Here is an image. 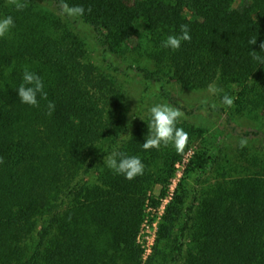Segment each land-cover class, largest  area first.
<instances>
[{"label": "trees", "instance_id": "16d2710c", "mask_svg": "<svg viewBox=\"0 0 264 264\" xmlns=\"http://www.w3.org/2000/svg\"><path fill=\"white\" fill-rule=\"evenodd\" d=\"M46 1L66 22V29L49 32L48 23L41 21L37 33L16 19L0 38V264H94V252L101 254V264H115L120 256L114 253L121 252L118 239H126L132 229L120 211L109 221L98 217L111 186H120L123 178L93 161L85 173L100 169L107 188L87 187L78 193L75 182L86 159L95 158L101 149L104 154L117 140L112 101L119 94L115 83L88 61L86 47L73 30L79 25L90 30L101 63L111 72L134 71L144 81L160 84L162 95L180 106L164 91L157 73L133 65L120 68L117 61L123 56L122 43L137 36L139 26L166 40L187 24L191 40L178 50L163 47L160 55L178 82L206 88L219 79L252 81V89L264 99V65L250 54L257 51L264 58L259 48L264 41V0ZM76 6L84 8L83 15L70 11ZM10 9L0 0V18H14ZM254 37L257 44L249 45ZM25 67L44 82L47 99L38 96V107L21 103L17 95ZM49 101L55 104L51 115ZM204 167L199 157L190 165ZM183 203L178 191L160 225L158 243L172 237L184 216ZM207 225L216 234L208 238L214 243L196 234L198 252L189 254L184 264H264V206L229 201ZM190 229L195 225L183 231ZM97 234L105 235L102 242H95Z\"/></svg>", "mask_w": 264, "mask_h": 264}, {"label": "rangeland", "instance_id": "374dc122", "mask_svg": "<svg viewBox=\"0 0 264 264\" xmlns=\"http://www.w3.org/2000/svg\"><path fill=\"white\" fill-rule=\"evenodd\" d=\"M2 1L11 8L13 20L22 22L28 30L34 27L38 33L41 21L48 23L49 32L60 33L66 29V22L46 0H23L26 7L19 11L7 0ZM124 1L131 3L134 0ZM262 6L261 11H264ZM79 26L73 31L86 47L88 61L115 83L119 94V98L112 101L116 111L117 140L105 148L104 154L125 150L129 156H138L145 165L142 175L133 180L121 175V185L111 186L110 198L98 217L109 221L120 211L122 220L132 229L126 239H118V244L122 242L121 252L111 251L120 256L115 264H184L189 254L198 252L194 243L196 234L202 235V241L214 243L208 238L216 234L207 229V224L219 216L229 201L264 206V99L259 91L252 89V81L237 84L216 80L211 85L222 91L215 94L209 86L185 87L174 78L170 64L160 57L164 37L146 31L141 25L137 36L122 43L123 56L117 63L120 68L133 65L157 73L164 80V91H169L180 104L173 105L162 95L160 84L144 81L134 71L127 74L111 72L101 63L90 30ZM224 94L234 97L232 107L222 104ZM161 103L177 107L184 114L177 124L189 135L183 153H177L172 145L162 146L159 150L143 148L148 135L149 109ZM216 108L220 110L215 111ZM247 132L251 134L246 135ZM104 154L103 149L98 150L95 158L91 156L84 161L75 182L78 193L87 187L107 188L99 172L100 169L108 170L106 165L85 173L89 162L95 161L94 166L104 164ZM198 157L205 161L204 169H191L192 161ZM178 191L184 199V216L176 224L172 237L158 243L160 225ZM83 194L81 200H84ZM191 225H195V229L184 233L183 228ZM95 226L99 227V222ZM201 226L204 227L200 229ZM104 238L105 235L97 234L95 242H102ZM261 238L264 244V232ZM96 252L100 253V250L96 248ZM100 255L94 252V264L102 263Z\"/></svg>", "mask_w": 264, "mask_h": 264}, {"label": "clouds", "instance_id": "9594fccd", "mask_svg": "<svg viewBox=\"0 0 264 264\" xmlns=\"http://www.w3.org/2000/svg\"><path fill=\"white\" fill-rule=\"evenodd\" d=\"M7 3L13 5L18 11L26 7V3L23 0H7ZM70 11L83 15L84 8L82 6H76L70 9ZM14 26V20L11 16L0 18V38L5 37ZM189 32L188 25L181 24L179 34L169 35L166 40L162 41V47L178 50L182 42L191 40ZM248 43L249 45H256L257 38L250 39ZM259 48L261 51H264V41L260 42ZM250 54L254 60L264 65V58L258 56L257 51H251ZM209 90L214 94L222 91L214 85H210ZM17 95L21 103L33 107L39 106L38 96L42 99H47L43 80L38 74L29 71L27 67L24 69L23 83L18 87ZM221 102L228 107H232L234 97L224 94ZM47 107L48 115H51L55 110L54 102L49 101ZM149 112L150 121L147 124L148 135L143 143V148L145 150H159L162 146L167 147L172 145L177 153H183L189 140L188 133L183 128L177 127L178 121L184 115L183 112L177 107L163 103L152 106ZM241 143L243 146L244 142L242 141ZM0 163H3L2 157H0ZM104 164L115 174L123 175L127 180H133L137 176L142 175L145 168V165L138 156H129L120 151H113L111 154L105 156Z\"/></svg>", "mask_w": 264, "mask_h": 264}]
</instances>
